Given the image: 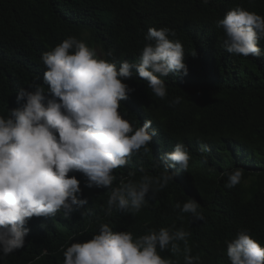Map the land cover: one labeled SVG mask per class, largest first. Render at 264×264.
Returning <instances> with one entry per match:
<instances>
[{"label":"clouds","instance_id":"1","mask_svg":"<svg viewBox=\"0 0 264 264\" xmlns=\"http://www.w3.org/2000/svg\"><path fill=\"white\" fill-rule=\"evenodd\" d=\"M216 27L223 30L228 53L260 65L264 16L236 6ZM175 36L168 27L149 28L139 62L124 60L119 66L110 59L112 50L102 53L76 36L43 53L47 90L40 84L19 89L21 106L0 114V260L22 249L33 234L47 235L53 219L80 213L90 203L98 211L107 203L106 216L114 207L135 216L148 200H161L168 188L193 176L206 183L227 176L229 189L241 183L243 171L232 165L246 159L236 142L205 143L195 135L192 150L160 121L126 105L135 89L125 81L134 76L164 99L163 78L188 74L184 47ZM174 207L180 219L191 214L193 221L204 220L194 198ZM191 235L175 224L134 236L101 223L91 239L62 248L63 264H180L172 257L181 254L183 264H202L192 255ZM225 244L209 264H264V243L249 229L241 228ZM165 251L171 256L161 255ZM37 252L30 264L49 254L46 248Z\"/></svg>","mask_w":264,"mask_h":264},{"label":"trees","instance_id":"2","mask_svg":"<svg viewBox=\"0 0 264 264\" xmlns=\"http://www.w3.org/2000/svg\"><path fill=\"white\" fill-rule=\"evenodd\" d=\"M236 6L264 16V0H0V114L21 106L16 101L19 89L40 84L47 90L41 57L67 37L76 36L102 53L112 50L110 59L119 66L124 60L139 62L149 28L168 27L176 30L173 39L184 47L188 74L163 78L168 93L164 99L134 76L125 81L135 89L127 107L160 121L192 150L195 135L205 143L224 138L236 142L238 155L246 159L232 165V170L242 169L243 178L231 189L225 187L227 176L215 183L193 176L180 187L168 188L161 200H148L135 216L115 207L106 216L107 203L104 211L90 203L80 213L53 219L49 237L33 234L0 264H30L43 248L49 254L36 264H63L62 248L91 239L101 223L134 236L173 224L183 227L192 233V255L198 254L202 264L223 254L225 241L241 228L264 243V59L259 65L228 53L223 30L216 27ZM176 97L181 102L169 106ZM192 198L203 221H193L191 214L179 218L175 204ZM172 258L183 264L182 254Z\"/></svg>","mask_w":264,"mask_h":264},{"label":"bare ground","instance_id":"3","mask_svg":"<svg viewBox=\"0 0 264 264\" xmlns=\"http://www.w3.org/2000/svg\"><path fill=\"white\" fill-rule=\"evenodd\" d=\"M170 27V26H169ZM173 27V26H172ZM173 30V29H172ZM176 31V30H175ZM180 33V32H179ZM182 36V35H181ZM182 38V37H181ZM189 39V38H188ZM182 40V39H181ZM185 40H186V38H185ZM188 43H190V42H188ZM193 43V42H192ZM188 45V44H187ZM190 45V44H189ZM197 45V44H196ZM195 47V46H194ZM199 47V46H198ZM197 47V48H198ZM196 49V48H195ZM185 52V51H184ZM210 58V57H209ZM196 59V58H195ZM199 60V59H198Z\"/></svg>","mask_w":264,"mask_h":264}]
</instances>
